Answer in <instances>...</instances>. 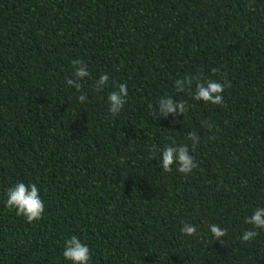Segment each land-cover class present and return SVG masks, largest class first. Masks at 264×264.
<instances>
[{"label":"trees","instance_id":"16d2710c","mask_svg":"<svg viewBox=\"0 0 264 264\" xmlns=\"http://www.w3.org/2000/svg\"><path fill=\"white\" fill-rule=\"evenodd\" d=\"M73 59L90 72L79 89L66 84ZM101 73L109 83L96 91ZM185 75L226 80L222 105L177 92ZM119 83L128 96L113 115L107 95ZM163 96L187 111L159 115ZM172 142L189 145L190 174L160 168ZM18 180L40 189V220L4 206ZM256 207L264 0H0V264H70V235L90 264H264V230L240 239ZM181 221L199 235H182ZM209 223L226 235L213 240Z\"/></svg>","mask_w":264,"mask_h":264},{"label":"clouds","instance_id":"9594fccd","mask_svg":"<svg viewBox=\"0 0 264 264\" xmlns=\"http://www.w3.org/2000/svg\"><path fill=\"white\" fill-rule=\"evenodd\" d=\"M72 77L66 79V84L76 89L80 88V81L90 76L88 65L79 59H73ZM216 70L213 69V72ZM109 83V75L101 73L93 82L96 91H102ZM227 81H217L213 79H198L192 75H185L174 82L177 92L190 91L192 98L196 101L222 105L223 95ZM128 90L125 83H119L114 90L107 95L108 111L113 115L118 114L126 103ZM80 102H85L87 96L81 94L78 97ZM151 107V106H150ZM156 109L159 115L168 117L169 113L184 114L187 107L184 101L176 100L172 96L160 97L156 102ZM211 127V125H209ZM193 150L199 142V136L195 132L188 133ZM159 166L164 172H172L173 168L179 173L190 174L197 168L194 157L190 154L189 145L172 142L166 144L159 154ZM4 206L13 210L17 216H22L28 223L41 219L45 212V203L40 196V189L36 183H25L16 181L7 187L4 199ZM245 224L252 225V229H244L240 239L249 241L254 239L258 233L256 229L264 230V207H256L251 215L244 218ZM208 231L213 240H217L226 235V229L216 223L207 225ZM179 231L184 236H198V226L189 221H181ZM62 256L70 264H90L91 251L89 246L76 235H70L63 242Z\"/></svg>","mask_w":264,"mask_h":264}]
</instances>
